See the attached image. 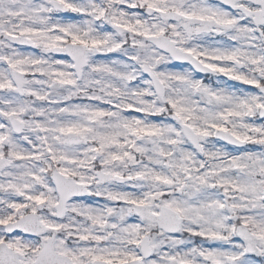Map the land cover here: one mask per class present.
<instances>
[{
  "label": "snow or ice",
  "instance_id": "6c2138e0",
  "mask_svg": "<svg viewBox=\"0 0 264 264\" xmlns=\"http://www.w3.org/2000/svg\"><path fill=\"white\" fill-rule=\"evenodd\" d=\"M0 264H264V0H0Z\"/></svg>",
  "mask_w": 264,
  "mask_h": 264
},
{
  "label": "rangeland",
  "instance_id": "374dc122",
  "mask_svg": "<svg viewBox=\"0 0 264 264\" xmlns=\"http://www.w3.org/2000/svg\"><path fill=\"white\" fill-rule=\"evenodd\" d=\"M69 18H71V17H69ZM244 87H250V86H244Z\"/></svg>",
  "mask_w": 264,
  "mask_h": 264
}]
</instances>
